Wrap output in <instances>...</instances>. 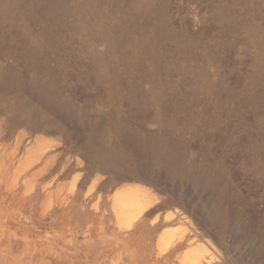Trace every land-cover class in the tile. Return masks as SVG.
Wrapping results in <instances>:
<instances>
[{
    "label": "rangeland",
    "instance_id": "obj_1",
    "mask_svg": "<svg viewBox=\"0 0 264 264\" xmlns=\"http://www.w3.org/2000/svg\"><path fill=\"white\" fill-rule=\"evenodd\" d=\"M0 264H264V0H0Z\"/></svg>",
    "mask_w": 264,
    "mask_h": 264
},
{
    "label": "bare ground",
    "instance_id": "obj_2",
    "mask_svg": "<svg viewBox=\"0 0 264 264\" xmlns=\"http://www.w3.org/2000/svg\"><path fill=\"white\" fill-rule=\"evenodd\" d=\"M73 204V203H72ZM129 222V221H128ZM164 249V248H163ZM102 258V257H101Z\"/></svg>",
    "mask_w": 264,
    "mask_h": 264
}]
</instances>
